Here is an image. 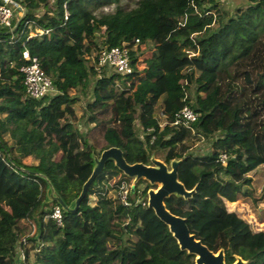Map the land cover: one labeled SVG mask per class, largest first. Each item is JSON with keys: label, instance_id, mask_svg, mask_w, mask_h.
Masks as SVG:
<instances>
[{"label": "trees", "instance_id": "trees-1", "mask_svg": "<svg viewBox=\"0 0 264 264\" xmlns=\"http://www.w3.org/2000/svg\"><path fill=\"white\" fill-rule=\"evenodd\" d=\"M13 1L27 16L14 35L0 34V264H20L24 235L22 264H194L146 199L136 202L138 186L129 191L128 207L109 195L106 183L118 178L112 189L121 183L129 189L130 181L110 160L77 213L61 209L60 227L47 218L58 206L50 189L72 207L94 158L109 148L119 149L129 165H150L153 155L166 165L181 161L178 181L194 193L171 196L166 209L185 219L209 251L222 250L225 264L237 257L264 264V231L254 233L227 208L239 195L258 200L250 174L264 170V0L244 6L226 0ZM111 48L127 49L130 75L95 69L96 54ZM24 50L38 59L53 94L26 96L19 71ZM160 98L162 128L155 113ZM79 99H86L80 116ZM184 107L197 121L172 125ZM200 140L209 150L192 152Z\"/></svg>", "mask_w": 264, "mask_h": 264}, {"label": "water", "instance_id": "water-1", "mask_svg": "<svg viewBox=\"0 0 264 264\" xmlns=\"http://www.w3.org/2000/svg\"><path fill=\"white\" fill-rule=\"evenodd\" d=\"M17 4L22 9V15L17 19L11 30L0 34L8 36L14 35L22 20L27 16L26 9L19 3ZM109 160L113 162L118 171L125 177L132 179L134 183L144 180L150 186H156L155 190L150 189L147 192V209L153 211L155 217L168 228L179 250L194 257V264H225L222 250L218 251L216 254L209 251L206 246L195 239L194 235L190 234L185 219L171 214L166 209L165 201L171 196L188 199L194 193V190L187 191L178 181V167L181 161L173 160L169 165H166L164 162L152 156L150 158V165H143L141 163L129 165L124 160L122 152L119 149L109 148L104 150L98 158H94L95 166L93 171L83 184L81 192L72 207H67L53 189H50L49 192L50 200L56 202L58 206L68 214L77 213L79 205L85 198L89 187L93 184L97 175L102 172L105 163ZM134 189L135 185L132 184L130 187V194H133ZM234 264H245V262L237 257Z\"/></svg>", "mask_w": 264, "mask_h": 264}, {"label": "built area", "instance_id": "built-area-1", "mask_svg": "<svg viewBox=\"0 0 264 264\" xmlns=\"http://www.w3.org/2000/svg\"><path fill=\"white\" fill-rule=\"evenodd\" d=\"M2 5L0 6V27L11 30L12 20L16 14V11L22 12L21 7L15 3L13 0H1ZM48 31H40L39 35L46 34ZM138 43V41H136ZM22 59L26 62L19 71L22 74L23 78V86L25 90V94L28 98L34 100H40L48 95L54 93V89L52 86L51 79L42 71L40 68L38 59L35 57H31L27 50L22 52ZM95 69L100 72L103 69H108L120 76H127L132 73V68L129 63V55L128 51L125 48H111V49H101L95 56V60L93 61ZM162 118H164L163 122L159 121L158 123L160 128H162L166 122V116L162 112ZM198 119V114L195 113L191 108L184 107L178 113L174 115L172 125H183L190 126L195 123ZM152 142L155 137L152 136ZM227 159L226 155L220 156V161L222 164H225ZM109 188L108 186H106ZM110 187L112 188L111 184ZM128 187L125 183H121L116 188V197H118L121 203L128 207L130 205L128 201L129 197ZM137 203L140 201V197H142V191L137 190ZM147 205V202H146ZM49 219H51L58 227L62 225V210L59 206H55L51 213L48 215ZM32 232H34V227H32ZM27 246V237H23L20 239L17 247V254L19 263L22 264L24 257V250Z\"/></svg>", "mask_w": 264, "mask_h": 264}, {"label": "rangeland", "instance_id": "rangeland-1", "mask_svg": "<svg viewBox=\"0 0 264 264\" xmlns=\"http://www.w3.org/2000/svg\"><path fill=\"white\" fill-rule=\"evenodd\" d=\"M226 2L229 5L232 6H236V5H246V1L245 0H226ZM125 3V2H124ZM231 6V8H233ZM113 11V7L107 8L104 10V12L110 13ZM22 15V12L20 11H16V14L14 16L15 19H18L20 16ZM2 28V27H0ZM150 56V52L144 53L143 55H141L139 57V59L141 58L143 61L145 59H147ZM188 61H191V58L188 57L187 58ZM85 106H86V99H79L77 101V103L74 105V109L75 112L77 113L78 116L84 114L85 112ZM162 112H163V98H160V100L158 101L156 107H155V113H156V117L157 119L161 122H163L164 118H162ZM91 125L93 124V120H91L90 122ZM79 130L85 131L84 127L82 125H78ZM140 138H142V135L140 134ZM209 146L210 143H208L205 140H200L197 141L195 144V147L193 149L192 152L194 153H198V154H203L206 153V151L209 150ZM38 155L42 154L43 151L42 150H38L36 152ZM155 159L163 162L161 159H159V157H156L155 155H153ZM27 163H31L34 161L33 157H30L28 159L25 160ZM250 177L252 178V185H251V189H252V193H253V197L257 198L258 200L256 202L253 201V198L251 197H243L241 195H239L237 197L236 202L234 203H227V208L229 211L231 212H235L240 218H242L246 223H248L250 225L251 230L254 233L260 232V231H264V196H262V191L264 189V170L263 169H259L257 172L250 174ZM118 178H115L114 180L106 183V186L109 187V195L110 196H116V188L112 189L110 187L112 185H115V181H117ZM129 181V189L131 187L132 184H134L135 186H138V189L140 191H143L146 187H148V189H146V197L142 196L140 197V201L141 200H145L147 202V192L150 189H154L156 188V186H150L147 182H145L144 180H140L136 183H134V181L130 178H128ZM114 187V186H113ZM27 235L22 236L26 237ZM130 240H135V238L133 236L129 237Z\"/></svg>", "mask_w": 264, "mask_h": 264}]
</instances>
